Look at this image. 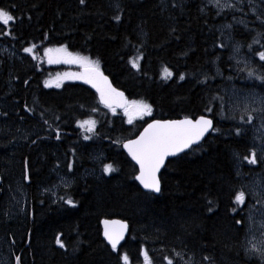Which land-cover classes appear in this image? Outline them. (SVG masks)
I'll return each mask as SVG.
<instances>
[{
	"label": "trees",
	"instance_id": "1",
	"mask_svg": "<svg viewBox=\"0 0 264 264\" xmlns=\"http://www.w3.org/2000/svg\"><path fill=\"white\" fill-rule=\"evenodd\" d=\"M232 2L219 8L209 0H0L16 17L8 27L0 24V33L11 32L0 34L6 264L17 258L19 264H125V254L127 264H144L142 251L151 264H264L246 246L248 212L264 205L256 135L257 126L264 130V105L261 120L249 121L224 100L232 86L264 98V80L248 75V69L264 74L256 55L264 51V0ZM33 45L32 53L23 50ZM60 45L98 61L128 100L151 105L149 116L127 122L81 81L47 86L64 66L47 64L44 49ZM199 115L212 117L216 131L167 161L158 194L143 191L121 142L150 119ZM89 118L96 121L92 132L77 124ZM253 154L255 164L244 159ZM254 179L261 183L256 191ZM238 191L245 193L242 204L234 199ZM105 217L128 222L116 249L101 236Z\"/></svg>",
	"mask_w": 264,
	"mask_h": 264
},
{
	"label": "snow or ice",
	"instance_id": "2",
	"mask_svg": "<svg viewBox=\"0 0 264 264\" xmlns=\"http://www.w3.org/2000/svg\"><path fill=\"white\" fill-rule=\"evenodd\" d=\"M215 6L219 8L231 7L232 5L227 3H220V0H212ZM83 4L84 0H80ZM14 7V6H13ZM118 20L119 17L117 16ZM16 17L4 8H0V24L5 27L10 26L14 23ZM4 35L11 34L10 31L0 33ZM253 43H258L257 40H253ZM35 45L31 47L24 48L25 52L31 53ZM251 47V45H249ZM238 48L235 50L238 52ZM45 56L47 57L48 63H59L61 59L68 64H79L83 69L80 73H65L64 77L67 79H82L86 83L91 84L99 93V99L102 104L108 107L110 110L115 111L117 107L124 110L125 115L129 117V123L134 115H142L145 113H151V105L144 102L132 101L128 102L124 98V94L117 89L113 88L111 84L108 83V78L103 75L99 68L98 61H92L87 56H81L79 54H74L68 51L65 45H60L54 48H45ZM261 61H264V51L257 53ZM137 60L139 57L136 58ZM133 68H138L139 65L135 60H130ZM164 73L166 76H171L172 73L165 68ZM248 75L254 76L256 79L264 80V74H257L252 69H248ZM183 74H181L180 79H183ZM47 85V81L45 82ZM59 87V83H57ZM92 111H95L93 109ZM210 111V109H209ZM249 120L251 116L248 117ZM77 124L83 129L86 127L88 132H92L95 128L96 121L89 118L84 121H77ZM212 128V121L207 117L201 115L195 120L185 116L179 120H153L151 123L144 128L140 135L133 140H127L124 143V147L128 150L132 159L136 161L139 165V172L135 179L143 185L145 189H149L155 192H159L160 180L157 177V173L161 168V165L165 161V157L169 155H175V153L182 151L185 148H189L195 141H199L201 137L204 136L209 129ZM213 131L216 129L212 128ZM59 136V133H57ZM88 137H85L87 139ZM244 159L248 160L249 163L255 164L256 157L255 154ZM71 168V164H69ZM111 170V165H104V171L108 172ZM27 179V175L25 176ZM245 193L243 191H238L234 197L238 204L244 203ZM68 204H72L73 201L69 198L66 201ZM102 223L105 225L104 237L111 244L113 249H116L117 244L123 238V232L126 225L121 221H108L104 220ZM240 223V221H237ZM118 225V227H115ZM57 244H61L59 238H57ZM63 247V245L61 244ZM251 249L255 252H259L262 257H264V242H261V246H257L255 243H251ZM144 257V264H151L150 257L147 251H142ZM122 259L127 264L128 257L123 255ZM167 260L168 258L165 257ZM17 264H19V258H17ZM168 264H172L171 260H168Z\"/></svg>",
	"mask_w": 264,
	"mask_h": 264
},
{
	"label": "rangeland",
	"instance_id": "3",
	"mask_svg": "<svg viewBox=\"0 0 264 264\" xmlns=\"http://www.w3.org/2000/svg\"><path fill=\"white\" fill-rule=\"evenodd\" d=\"M212 2V0H209ZM214 4V2H212ZM220 3H227V4H232V0H220ZM58 46H51L47 48H54ZM1 49V47H0ZM3 52V50H1ZM8 51V50H7ZM69 51V50H68ZM70 52V51H69ZM32 53V52H31ZM72 53V52H71ZM75 54V53H74ZM45 56V53H44ZM45 60L47 62V57L45 56ZM47 64H50L47 62ZM50 65H63L64 69L59 70L58 72L54 73L50 77L47 78V86H52V87H57V83H59V87L64 83V82H76V81H81L82 79H67L64 77L65 73H80L81 72V67L79 64H68L61 59L59 63H51ZM45 81V82H46ZM257 91H250L246 89H240L237 86H232L229 90H226L224 92V100L228 104V107L232 110L235 111H242V113H247L248 117L251 116L252 120H261L259 114L261 113V108L262 104L264 105V98L262 96H259L257 94ZM134 100H128V102H132ZM140 102V101H137ZM110 110V109H109ZM111 112H116L112 111ZM121 114L124 115L125 120L129 122V117L125 115L122 112ZM150 113H145L142 115H134L131 122L135 120H144L146 116H149ZM261 126V125H260ZM257 135V144L259 146V154L261 153V159L263 160L264 163V143L262 142V139L264 138V130H259ZM86 128V127H85ZM252 190L259 189L261 183L258 179H254L252 182ZM258 184V185H257ZM262 188V187H261ZM264 190V188H262ZM256 191V190H255ZM263 197V203H264V195ZM247 236H246V246L249 252H251L253 255L257 257H262L259 252H255L251 249V243L257 244V246H261V242H264V205L256 207H252L249 212H248V217H247ZM0 262L1 264H6L7 261L4 260L3 254L0 253Z\"/></svg>",
	"mask_w": 264,
	"mask_h": 264
},
{
	"label": "water",
	"instance_id": "4",
	"mask_svg": "<svg viewBox=\"0 0 264 264\" xmlns=\"http://www.w3.org/2000/svg\"><path fill=\"white\" fill-rule=\"evenodd\" d=\"M83 71V69H81V72ZM100 71L103 73V75L104 76H106L107 78H108V83L109 84H111V86L113 87V88H115V89H117L118 91H120V92H122L123 94H124V98L128 101V98H127V96H126V94H125V92L123 91V90H121V89H119L118 87H116L112 82H111V80H110V78L100 69ZM82 82L88 87V88H90L94 93H95V95H96V97H97V100H98V102H99V104L102 106V107H104V108H108V107H106L104 104H102L101 102H100V99H99V93H97V91H96V89L91 85V84H89V83H86L84 80H82ZM109 109V108H108ZM116 110L117 111H123V113L125 114V112H124V110L122 109V108H120V107H117L116 108ZM199 116H201V115H199ZM199 116H196V117H189V118H191V119H193V120H195L196 118H198ZM203 116H205V117H207L208 119H210L211 121H212V128H213V126H214V122H213V119H212V117H210V116H207V115H203ZM183 117H180V118H166V119H150V120H148L143 126H142V128L138 131V133H136L133 137H130V138H128V139H125V140H123L122 142H121V144H120V147H121V150L124 152V154L128 157V159L135 165V167H136V173H135V175H134V180L136 181V183L138 184V186L143 190V191H146V192H151V193H153V194H158L159 192H155V191H152V190H149V189H145L144 187H143V185L142 184H140V182L138 181V180H136L135 179V177H136V175L138 174V172H139V165L136 163V161L135 160H133L132 159V157H131V155L129 154V152H128V150L124 147V143L127 141V140H133V139H136L139 135H140V133L144 130V128L145 127H147V125L149 124V123H151L153 120H179V119H182ZM212 128H210L209 129V131L208 132H206L205 134H204V136L203 137H201V139L199 140V141H195L192 145H190L189 146V148H185V149H183L182 151H180V152H177V153H175V155H169V156H167V157H165V161H164V163L161 165V168H160V170L158 171V173H157V177L159 178V180H160V173H161V171L163 170V168L165 167V165H166V163H167V161L169 160V159H172V158H174V157H176V156H178V155H180V154H182V153H184V152H186L187 150H189L191 147H193V146H195V145H197V144H199L211 131H212ZM160 187H161V182H160ZM104 220H108V221H121V222H123L125 225H126V228L124 229V232H123V238L119 241V243L117 244V247L124 241V239H125V237H126V235H127V233H128V222L126 221V220H123V219H121V218H118V217H110V218H107V217H105V218H102L101 220H100V229H101V236H102V238L104 239V241L111 247V244L108 242V240L104 237V229H105V225L102 223V221H104ZM115 227H118V225H116ZM116 247V248H117ZM112 248V247H111Z\"/></svg>",
	"mask_w": 264,
	"mask_h": 264
},
{
	"label": "bare ground",
	"instance_id": "5",
	"mask_svg": "<svg viewBox=\"0 0 264 264\" xmlns=\"http://www.w3.org/2000/svg\"><path fill=\"white\" fill-rule=\"evenodd\" d=\"M146 192V191H145Z\"/></svg>",
	"mask_w": 264,
	"mask_h": 264
}]
</instances>
